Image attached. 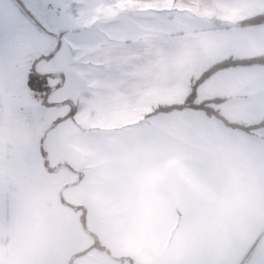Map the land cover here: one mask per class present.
I'll return each mask as SVG.
<instances>
[{"label":"crops","instance_id":"crops-1","mask_svg":"<svg viewBox=\"0 0 264 264\" xmlns=\"http://www.w3.org/2000/svg\"><path fill=\"white\" fill-rule=\"evenodd\" d=\"M0 3L9 6L6 0ZM249 9H252L250 16L200 33L197 58L188 57L187 63L205 60L204 72L227 58L246 60L264 56V23L236 26V22L264 13V0H251ZM133 69L122 68L125 74H130L123 83L117 84V90H128L126 94L131 97L127 100L133 103L129 110L139 113L141 95L134 90L142 85H134L136 79L130 72ZM194 80L189 79L190 86ZM101 85L97 84L107 89L103 82ZM12 92H0V124H3L7 100L12 102ZM196 92V104L218 99L211 106L230 122L247 126L264 120V65L221 69L205 79ZM37 95L47 97L44 93ZM184 96L181 102L187 95ZM136 97L139 99L135 104ZM88 99L83 97V101ZM85 104L73 114L85 123L83 130L90 124L88 114H80L87 107L90 109ZM107 105L111 107L109 99ZM188 110L192 109L178 112ZM117 112H111L108 123L116 120L114 113ZM206 123L211 131H198L196 138L190 140L188 123L181 121L186 132L181 133L179 151L174 148L170 131L166 128L157 131L145 122L122 128L107 124L108 146L96 162H92L91 148L83 147L80 151L84 165L78 172L70 167L71 172L66 173L71 179L62 182L65 187L84 180L85 195L78 206L63 203L72 209L70 215L79 249L93 239L80 223H91L96 218L101 246L95 250L98 251L95 257H100L99 264H249V249H264V127L244 132L218 121L206 120ZM204 124L201 121L197 125ZM133 134L138 144V137L142 138L145 151L141 154L133 148ZM124 136L130 143L121 142ZM150 142L157 149L151 151L153 156L147 152ZM50 143L55 145L53 140ZM150 157L158 158L159 162L154 165ZM50 160L54 170L46 166L44 159L45 165L38 172L46 180L53 178L61 167H69L63 158ZM174 167L178 172L172 171ZM167 168L172 172H167ZM39 191L47 199L46 204H51L59 214L56 220L47 214L48 223L61 229L62 220L65 221L60 216L61 202L55 200L47 182ZM79 210L84 212V220ZM90 251L88 248L79 251L70 264H93L91 258H84Z\"/></svg>","mask_w":264,"mask_h":264},{"label":"rangeland","instance_id":"rangeland-1","mask_svg":"<svg viewBox=\"0 0 264 264\" xmlns=\"http://www.w3.org/2000/svg\"><path fill=\"white\" fill-rule=\"evenodd\" d=\"M87 3L89 8L81 20L83 25L91 26L86 30L96 31L111 17L128 18L134 25L135 34L148 45L143 50L144 54L123 66L135 68L130 70L134 74L131 77L136 79L133 83L136 86L142 85L134 90L141 95L140 112L132 113L129 110L133 103L127 100L131 95L127 96L126 88L117 90V84L88 78L85 81L88 88L84 96L74 98L72 102L76 107L85 103L86 106H91L80 112L82 116L84 113L88 114L90 120V124L87 123L83 130L85 123L81 117L67 116L66 105L57 103L54 107H47L49 98L59 102L65 97L64 91H52L55 80H50L51 91L47 97L40 98L37 95L39 93L33 95L29 92L24 85L23 76L21 77L18 92L13 90L12 102H6L3 124H0V264H70L74 255L87 248L92 251L84 258H91L93 264H99L100 257H95L98 252L95 250L101 246L97 238V228L100 227L96 225L97 219L94 218L93 222L87 224L80 223V227L85 228L93 238L90 244L80 250L70 215L72 209L63 205L78 206L85 195L84 180L81 184L73 183L62 187L65 185L62 182L72 177L66 172H71L70 167L76 172L82 168L84 161L80 150L83 147L91 148L92 162H96L95 159L108 146L106 141L109 131L105 130L107 124L122 128L145 122L151 123L157 131L166 128L178 151L181 133L186 132L181 121L188 123L187 136L190 140L196 138L198 131L209 129L205 133L210 132V125L206 120H217L208 118L201 110L192 109L193 111L183 113L175 111L166 116L160 115L166 113L153 114L152 111L159 105L180 104L182 97L190 92L189 79H196L203 71L205 60H195L190 64L185 60L188 57L197 58L196 44L200 33L213 27L233 24L252 14V9H249L251 0H87ZM8 7L5 3H0V9ZM73 16H77L75 10ZM135 60L139 64L133 63ZM22 71L26 72L27 68ZM35 71L46 72L48 66L41 63ZM129 74H125L124 79ZM102 82L107 89L100 87ZM83 97H88V101H83ZM107 99L111 101V107L107 105ZM138 99L139 97L133 99L135 104ZM211 104L215 103L208 104L213 109ZM115 110L118 111L114 113L115 118L117 115L116 122L108 123L111 112H116ZM201 121L205 124L198 126ZM51 128H54L53 131H49ZM125 129L127 128L123 130ZM133 135V148L137 154H141L145 151L142 138L138 137V144L135 134ZM2 139L15 144L10 145L9 141ZM52 140L55 142L54 146L50 143ZM121 142L126 145L130 143V139L124 136ZM153 149L156 147L150 142L147 152L151 156L154 154L151 153ZM52 157L65 159L69 167H61L53 178L46 180L38 172L44 159L46 166L51 171L54 170L50 160ZM150 161L155 165L159 159L150 157ZM166 171L178 172L175 167L172 171L171 168ZM46 182L55 200L62 204L60 216L65 221L62 220L59 230L52 222L48 223L47 216L50 214L56 220L58 211L53 210L51 204H46L47 199L39 191ZM59 188H62L60 192ZM78 214L85 219L84 212L79 210Z\"/></svg>","mask_w":264,"mask_h":264},{"label":"snow or ice","instance_id":"snow-or-ice-1","mask_svg":"<svg viewBox=\"0 0 264 264\" xmlns=\"http://www.w3.org/2000/svg\"><path fill=\"white\" fill-rule=\"evenodd\" d=\"M6 2L9 7L0 9V92L15 90L23 75L29 92L47 96L50 80H55V88L64 91L65 97L59 102L49 98L47 107L66 105L67 116L77 113L72 102L84 96L88 78L123 83V66L144 54L148 46L128 18L111 17L96 31L86 30L91 26L81 20L89 8L87 0ZM41 63L48 71H35ZM249 251V264H264V249Z\"/></svg>","mask_w":264,"mask_h":264},{"label":"trees","instance_id":"trees-1","mask_svg":"<svg viewBox=\"0 0 264 264\" xmlns=\"http://www.w3.org/2000/svg\"><path fill=\"white\" fill-rule=\"evenodd\" d=\"M259 23H264V13L255 15L251 18L242 20L237 23L238 26H247V25H253V24H259ZM264 65V56L258 57V58H252V59H246V60H236V59H231L227 58L224 59L220 62L215 63L211 67H209L207 70L202 72L193 82L190 87V92L187 94L186 98L184 99L183 102L180 104H169V105H159L157 106L152 113L157 114V113H171L174 111H182L185 109H197L201 110L204 112V114L208 118H213L217 121H219L221 124H223L226 127L233 128V129H238L244 132H250L251 130L254 129H259L264 127V120H261L259 122L250 124V125H241V124H236L233 122H230L227 120L224 116H222L218 111L209 108L208 104L209 103H217L219 102L218 99L216 100H207L204 102H201L199 104H196L195 98H196V89L197 87L205 80L207 79L210 75L213 73L225 69L231 66H237V65ZM42 93V92H39Z\"/></svg>","mask_w":264,"mask_h":264}]
</instances>
